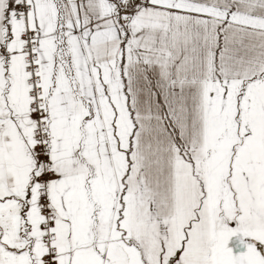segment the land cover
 I'll use <instances>...</instances> for the list:
<instances>
[{"label":"snow or ice","instance_id":"snow-or-ice-1","mask_svg":"<svg viewBox=\"0 0 264 264\" xmlns=\"http://www.w3.org/2000/svg\"><path fill=\"white\" fill-rule=\"evenodd\" d=\"M0 264H264V0H0Z\"/></svg>","mask_w":264,"mask_h":264}]
</instances>
